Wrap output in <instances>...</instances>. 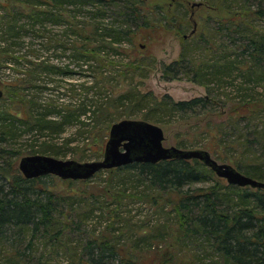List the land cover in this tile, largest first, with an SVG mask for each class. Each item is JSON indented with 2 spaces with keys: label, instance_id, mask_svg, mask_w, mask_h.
Masks as SVG:
<instances>
[{
  "label": "trees",
  "instance_id": "obj_1",
  "mask_svg": "<svg viewBox=\"0 0 264 264\" xmlns=\"http://www.w3.org/2000/svg\"><path fill=\"white\" fill-rule=\"evenodd\" d=\"M6 1L13 10L20 11L2 19L7 31L0 33V44L4 43L5 54L15 40L22 38L23 31L29 32L24 27L44 29L51 22L71 29L62 31L64 37L47 35L44 49L74 51L70 57L88 69H94L92 61L98 62L95 71L100 75L105 71L103 54H120L116 45L123 43L124 37L133 41L132 27L152 26L148 21L152 8L146 7L145 0ZM240 9L226 20L217 19L210 28L185 33L179 57L161 66L167 80L184 78L206 86L205 96L176 100L165 94L158 98L131 87L110 97L95 74L90 85L85 81L75 86L73 94L67 92L69 99L62 98L61 108H50V103L39 100L40 93L45 89L54 92L63 81L49 76L71 72L48 64L49 58H41L38 53L32 54L34 60H28L32 67L29 76L33 79L18 78L3 84L6 91L0 97V264H51V257L60 260L61 254L62 264H146V255L138 250L144 245L150 249L147 253L151 254L152 264H264V187L228 183L198 158L174 157L105 169L111 170L114 178L120 175L124 187L111 192L112 206H105L101 198L108 192L93 195V206L87 214L79 212L85 201L74 199L77 192L73 186L61 194L49 183L56 176L29 178L17 166V158L24 153L17 141L29 134L39 135L38 140L48 136L27 152L59 154V143L53 142V135L64 131L72 121L104 122L118 111L130 116L139 110L144 119L162 122L163 116L177 112H217V107L219 110L220 106L229 105L225 113L228 118L209 132L208 145L244 174L264 181V99L256 96V86H264V0H243ZM84 12L86 15H81ZM23 16L27 17L26 23L24 19L21 22ZM79 17L88 19L87 35L77 22ZM255 19L260 20L261 27L253 23ZM44 33L45 30L43 36ZM70 35L74 37L70 39ZM91 42L93 45L89 46ZM20 57L11 59L20 62ZM52 96L60 101L59 92ZM63 103L74 107L63 108ZM196 139L182 140L180 146L195 144ZM129 181L136 182L133 187L138 192L130 193L126 185ZM124 197L134 202L138 197L136 201H150L163 210L166 205L171 206L174 234L164 239L167 220L137 225L131 214L133 207L128 208ZM70 198L72 204L67 205L65 201ZM163 199L166 202L162 203ZM95 213L99 219L92 222V229L84 231L82 227L88 226ZM118 223L121 228L116 226ZM73 233L77 239H70ZM35 244L41 245L39 249Z\"/></svg>",
  "mask_w": 264,
  "mask_h": 264
},
{
  "label": "rangeland",
  "instance_id": "obj_2",
  "mask_svg": "<svg viewBox=\"0 0 264 264\" xmlns=\"http://www.w3.org/2000/svg\"><path fill=\"white\" fill-rule=\"evenodd\" d=\"M145 1L146 7L148 9L152 8L148 20L152 26L148 28L139 26L132 27L131 29L135 30V37L133 38V41H128V37H124V42L116 45L121 50L120 54H103L104 56L106 55V59H104L105 64L103 70L105 71L103 75H100L95 71V68L99 65L98 62L92 61V64H95L94 69H88L84 66H79L77 59L75 57H70L72 54H74V51L72 52L70 50L67 52H61L59 49L56 51L44 49L48 44V41H46L47 35L51 36V34H56L57 38L62 36L64 37V33L62 31L70 30L71 28H62L63 25H54V23L51 22L45 26L44 29H32V27H29L30 29H26V27H24L23 30H29V32L27 31L28 33H26L23 31L21 33L22 38L18 39L17 41L15 40L16 43L14 42V44L11 45L10 51L7 54L2 51L4 50V43L0 44V88L3 90V93L6 91L3 88V84L5 82L10 83L18 78H26L28 80L33 79L29 76L32 67L30 66L28 60H34L35 58L32 54L38 53L41 58H49L50 61L48 64L60 66L63 71L65 69L68 71L70 70L71 72L70 75L66 73H60V77L55 75L49 76L50 78H54L58 81H63L61 87L54 89V92H51L49 89H45L44 93H40L42 98L39 100L43 99L44 103L45 101L46 103H50L52 105L50 108H54V106H56V108H61V100L69 99L67 92L69 94H73V89L75 86H79L80 83L85 81H87V84L90 85L94 80L95 74L98 76V79L101 82V88L104 91L106 90L110 97H115L119 94V92L127 90L131 87L132 89H137L143 93H152L153 96L158 98L163 97L165 94L171 95L176 100H189L197 96H205L207 94L206 86L184 78L167 80L163 77L161 66L164 62L168 63L179 57L181 52V42L185 33H188L189 35L195 30L198 32L206 29V27L210 28V26L213 25L217 19L223 18L226 20L233 15L235 16L236 12H240V5L243 3V0ZM5 4H7V6ZM229 5L231 9L228 8ZM28 10L30 11V8H28ZM19 11L20 10L17 9L13 10V8L10 6V2H7L6 0H0V33L3 32L2 34H6L5 32L7 31L4 30L2 20L4 16L6 14H8V16L10 14L12 16L13 14L18 15ZM81 15H86V13L84 12ZM184 16L186 17L184 18ZM22 19H24L23 23H26L27 17L23 16V18H21V22ZM79 19V21L72 19V22L77 21L80 27L85 28L84 34L87 35L90 30V25L88 21H86L88 19L86 17H79ZM110 20L114 19L110 17ZM253 23L257 27L262 26L259 19H255ZM41 30H45V36L42 35L43 31ZM2 34H0V36ZM73 37L74 35H70V39ZM92 45V42L91 44L89 43V46ZM70 46L72 45L70 44ZM30 49L35 50L32 51ZM29 51L31 53H28ZM112 53L114 52L112 51ZM17 55L22 56L19 59L21 60L20 62H16L11 59V57H15ZM97 70H99V68H97ZM113 77V81H110V79ZM256 89L259 91V93L256 94L257 98L260 97V99H264V86H256ZM31 92H34V89H32ZM58 92L60 93V101H56L55 96H52V93ZM64 93L66 95H63ZM220 102L223 103L222 101ZM228 103L230 104V102ZM63 104V108L74 107L67 106V103ZM228 106L229 105H222L220 106L219 110L217 107V112L205 111L195 114H191L190 112H177L172 115L163 116L162 122H156L152 119L148 121L159 124L163 128L165 134L164 145L182 147L180 146V142L182 140L190 142L191 140H195V138H197L195 144L189 143V145L183 148L206 149L209 150L211 155L219 162L232 164L231 160L224 161L218 157V155L213 150H211L210 146L208 145L211 141L209 132L213 130L215 131L216 126L221 121L228 118L225 114L228 113L226 111L228 110ZM121 111H118L115 115H112V118L109 117L110 120H106L104 122H102V120H85L83 122L72 121L68 123L65 126L64 131L59 134L55 133L53 135V142L59 143L58 150L60 153L53 154V151H51L46 153V155H51L62 159H76L82 162L102 159L105 145L109 138L110 128L113 123L124 118L144 119L141 116V112L139 110H136V113L130 116L121 113ZM38 138L39 135L29 134V136L26 135L20 139V141H17L18 147L24 151V153H22L17 158L18 167L19 161L23 156L32 155V153L27 152L28 149H30L33 145L38 147L41 140L44 138L48 139L49 137L40 136L39 140ZM67 140L71 142L66 143ZM37 154L45 153L39 152ZM52 175L56 176L49 179L51 180L49 183L53 189H56L59 193L65 195L69 191L68 187L73 186V190H76L77 192V195L74 197V199L85 201L83 202V206L80 205L81 209L79 212H81V214H87V212L91 210L90 206H93V195L98 196L103 192V190L108 192L106 195H101V198L105 203V206H112L111 202H114V198L111 192H118L124 187V181L120 179V175H117L114 178L113 172L111 170L108 171L103 169L91 178L86 179V182H71L69 180L76 179H64L58 175ZM135 183L136 182L129 181L126 184L129 188V191L131 190L130 193L139 191L137 188L133 187ZM105 187L108 188V190H106ZM72 199L73 198H70L69 200L65 201L66 204L71 205ZM123 199L127 200V205H129L128 208L133 207L131 214L134 215L135 219L133 221L137 225H143L150 221L154 223L157 219L161 221L167 220L165 223L167 230L165 229L163 232V234H165L164 239L165 237L168 239L169 236L174 234V225H172V223L175 221V216L171 211V206L166 205L165 209L163 210L161 209V206H156L150 201H136V199H140L138 197L135 198V202L134 200H129L127 197H124ZM164 202H166V200L163 199L162 203ZM74 203L76 206L77 202ZM98 216L99 215L97 213H95L92 217L90 215L91 220H89L88 226H83L82 229L84 231L92 229L93 225L91 224H94L92 222L99 219ZM97 225L102 226V223L98 222ZM116 226L121 228L120 223L116 224ZM71 238L77 239L78 236L75 237V233H73V236H71L70 239ZM40 246L41 245L38 244L34 245V247L38 249ZM138 250L146 255V264H152V260H150L151 254L147 253V250L150 249L144 245V247L141 246ZM183 254H188V252H183ZM58 257L60 260L51 257L52 259L50 263L62 264L64 255L61 254ZM186 257L188 258L189 255Z\"/></svg>",
  "mask_w": 264,
  "mask_h": 264
},
{
  "label": "water",
  "instance_id": "obj_3",
  "mask_svg": "<svg viewBox=\"0 0 264 264\" xmlns=\"http://www.w3.org/2000/svg\"><path fill=\"white\" fill-rule=\"evenodd\" d=\"M3 90L0 88V97ZM163 128L144 119L124 118L112 124L102 159L78 161L46 154L25 155L19 169L26 177L55 174L64 179H88L103 169L133 162H158L181 157L198 158L228 183L240 186L264 187V181L238 170L231 163L219 162L209 150L164 145Z\"/></svg>",
  "mask_w": 264,
  "mask_h": 264
}]
</instances>
